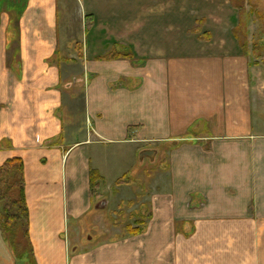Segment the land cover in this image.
I'll return each mask as SVG.
<instances>
[{"label":"crops","instance_id":"1","mask_svg":"<svg viewBox=\"0 0 264 264\" xmlns=\"http://www.w3.org/2000/svg\"><path fill=\"white\" fill-rule=\"evenodd\" d=\"M238 11L0 0V166L23 162L33 251L0 229V264H264V71ZM113 207L140 233L84 238Z\"/></svg>","mask_w":264,"mask_h":264},{"label":"trees","instance_id":"2","mask_svg":"<svg viewBox=\"0 0 264 264\" xmlns=\"http://www.w3.org/2000/svg\"><path fill=\"white\" fill-rule=\"evenodd\" d=\"M235 34L238 36V32ZM89 182L91 200L94 202L98 198V189L102 182L96 170H90ZM24 184L22 160L16 157L7 159L0 166V229L15 255L20 258L27 254L32 262L33 251L28 239V211ZM136 223V227L130 224L125 226L129 234H137L142 230V221Z\"/></svg>","mask_w":264,"mask_h":264},{"label":"rangeland","instance_id":"3","mask_svg":"<svg viewBox=\"0 0 264 264\" xmlns=\"http://www.w3.org/2000/svg\"><path fill=\"white\" fill-rule=\"evenodd\" d=\"M238 8L239 18L243 23L247 17V26L249 29L242 31V26L238 29V36L240 40H245L248 36L252 39V45L249 47L253 52V59L259 66L261 71H264V0H231ZM59 23L61 16L58 15ZM240 23V24H241ZM250 32V33H249ZM248 34V35H247ZM247 35V36H245ZM95 208L100 211L99 202H95ZM113 212L108 217H105L106 213L102 215V221H97L92 226L82 230L84 238H94L93 240L100 237V239H108L109 237H119L124 231L125 226L133 222L132 216H130L133 208H114ZM107 219V220H106ZM95 232V233H94ZM102 237V238H101ZM108 237V238H107ZM92 240V241H93ZM23 241V240H22ZM90 241V240H86Z\"/></svg>","mask_w":264,"mask_h":264}]
</instances>
